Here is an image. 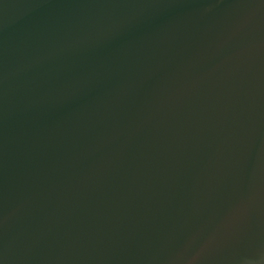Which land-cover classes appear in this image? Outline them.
Wrapping results in <instances>:
<instances>
[{
    "label": "water",
    "instance_id": "water-1",
    "mask_svg": "<svg viewBox=\"0 0 264 264\" xmlns=\"http://www.w3.org/2000/svg\"><path fill=\"white\" fill-rule=\"evenodd\" d=\"M0 264H264V0H0Z\"/></svg>",
    "mask_w": 264,
    "mask_h": 264
}]
</instances>
